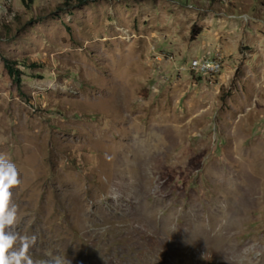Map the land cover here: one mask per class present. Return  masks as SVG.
I'll return each mask as SVG.
<instances>
[{
	"label": "rangeland",
	"instance_id": "1",
	"mask_svg": "<svg viewBox=\"0 0 264 264\" xmlns=\"http://www.w3.org/2000/svg\"><path fill=\"white\" fill-rule=\"evenodd\" d=\"M227 2L8 1L0 158L33 264H264V0Z\"/></svg>",
	"mask_w": 264,
	"mask_h": 264
},
{
	"label": "clouds",
	"instance_id": "2",
	"mask_svg": "<svg viewBox=\"0 0 264 264\" xmlns=\"http://www.w3.org/2000/svg\"><path fill=\"white\" fill-rule=\"evenodd\" d=\"M18 182L15 165L0 158V264H33L31 256L27 254L29 240L32 238L21 237L17 248L14 247L17 236L11 231L16 220V206L9 203V189ZM54 264H62V261L57 259Z\"/></svg>",
	"mask_w": 264,
	"mask_h": 264
},
{
	"label": "built area",
	"instance_id": "3",
	"mask_svg": "<svg viewBox=\"0 0 264 264\" xmlns=\"http://www.w3.org/2000/svg\"><path fill=\"white\" fill-rule=\"evenodd\" d=\"M9 0L0 3V15L6 13ZM228 7L227 0H222ZM224 57L219 50L208 53L201 58H194L188 63L191 74L202 77H217L223 70Z\"/></svg>",
	"mask_w": 264,
	"mask_h": 264
},
{
	"label": "trees",
	"instance_id": "4",
	"mask_svg": "<svg viewBox=\"0 0 264 264\" xmlns=\"http://www.w3.org/2000/svg\"><path fill=\"white\" fill-rule=\"evenodd\" d=\"M18 62L23 63V61H14V62L6 61V69L9 72V74L14 78H17L18 69L16 68V66L18 65ZM24 64L26 63L24 62ZM32 66L35 67L36 65L33 64ZM37 76L41 77L40 75H37Z\"/></svg>",
	"mask_w": 264,
	"mask_h": 264
}]
</instances>
